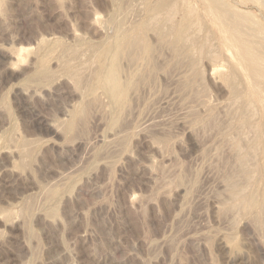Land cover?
<instances>
[{"label": "rangeland", "instance_id": "obj_1", "mask_svg": "<svg viewBox=\"0 0 264 264\" xmlns=\"http://www.w3.org/2000/svg\"><path fill=\"white\" fill-rule=\"evenodd\" d=\"M263 46L264 0H0V264H264Z\"/></svg>", "mask_w": 264, "mask_h": 264}, {"label": "bare ground", "instance_id": "obj_2", "mask_svg": "<svg viewBox=\"0 0 264 264\" xmlns=\"http://www.w3.org/2000/svg\"><path fill=\"white\" fill-rule=\"evenodd\" d=\"M158 3H159V2H158ZM159 4H160V3H159ZM205 4H206V3H205ZM157 6H159V5H157ZM211 6H212V5H211ZM163 7H164V4H163ZM163 7H162V8H163ZM168 7L171 8L170 5H168ZM168 7H167V5H166V8H168ZM159 8H160V7H159ZM166 8H165V10H166ZM169 8H168V9H169ZM168 9H167V10H168ZM160 10H161V9H160ZM167 10H166V11H167ZM161 11H162V10H161ZM166 11H164V12L166 13ZM167 12H168V11H167ZM169 12L171 13V11H169ZM169 12H168V13H169ZM172 12H173V11H172ZM211 13H212V12H211ZM213 14H214V13H213ZM228 14H230V13H228ZM171 15H172V13H171ZM232 15H233V14H232ZM171 17H172V16H171ZM170 19H171V18H170ZM170 19H169V20H170ZM210 19H211V18H210ZM149 20H150V18H149ZM154 20H155V19H154ZM165 20H166V19H165ZM211 20H212V19H211ZM166 21H167V20H166ZM166 21H164V19H163V23H165ZM223 21H224V20H223ZM157 22H158V21H157ZM169 22H171V21H169ZM155 23H156V22H155ZM159 23H160V22H159ZM159 23H158V24H159ZM220 23H221V22H220ZM230 23H231V21H230ZM165 24H166V23H165ZM231 24L233 25V23H231ZM166 25H167V24H166ZM167 26H168V25H167ZM148 27H149V26H148ZM235 27H236V26H235ZM247 28H248V26H247ZM151 30H152V29H151ZM177 32H178V31H177ZM157 34H158V33H157ZM161 34H163V33L161 32ZM161 34H160V36L162 37ZM229 34H230V33H229ZM246 34H247V33H246ZM163 35H168V34H165V33H164ZM137 36H138V35H137ZM224 36H225V35H224ZM224 36H223V37H224ZM242 36H243V35H242ZM138 37H139V36H138ZM226 37H227V36H226ZM226 37H225V38H226ZM229 37H230V36H229ZM231 38H232V37H231ZM235 38H236V37H235ZM159 39H160V37H159ZM221 39H222V38H221ZM136 40H137V39H136ZM136 40H135V41H136ZM169 40H170V39H169ZM169 40H168V41H169ZM227 40H228V39H227ZM220 41H221V40H220ZM137 42H138V41H137ZM137 42H136V43H137ZM172 42H173V41H172ZM176 42H177V41H176ZM228 42H229V41H228ZM127 43H128V42H127ZM136 43H134V46H133V47H136V46H135ZM139 43H140V42H139ZM217 43H218V42H217ZM234 43H235V42H234ZM250 43H251V42H250ZM181 44H183V43H181ZM201 44H202V43H201ZM218 44H220V43H218ZM245 44H246V43H245ZM191 45H192V44H191ZM240 45L243 46L242 44H240ZM123 46H124V45H123ZM125 46H126V44H125ZM138 46H139V45H138ZM201 46H202V45H201ZM128 47H129V46H128ZM179 47H181V46H179ZM179 47H178V48H179ZM187 47H188V46H187ZM187 47H186V48H187ZM189 47H190V46H189ZM203 47H204V46H203ZM243 47H244V46H243ZM246 47H248V46H246ZM263 47H264V46H263ZM124 48H125V47H124ZM138 48H139V47H138ZM141 48H142V47H141ZM141 48H140V49H141ZM181 48H182V47H181ZM237 48H238V47H237ZM179 49H180V48H179ZM187 49H188V48H187ZM187 49H185V50H187ZM208 49H209V48H208ZM219 49H220V48H219ZM247 49H248V48H247ZM123 50H124V49H123ZM180 50H181V49H180ZM244 50H245V48H244ZM133 51H135V48L133 49ZM139 51H140V50H139ZM152 51H153V50H152ZM191 51H192V50H191ZM120 52H121V51H120ZM126 52L128 53V51H126ZM182 52H183V51H182ZM110 53H111V52H110ZM249 53H250V52H249ZM135 54H136V52H135ZM187 54H188V53H187ZM138 55H139V54H138ZM210 55H211V54H210ZM126 56H127V55H126ZM128 56H129V55H128ZM212 56H213V55H212ZM215 56H216V55H215ZM257 56H258V55H257ZM191 57H192V56H191ZM194 57H195V56H194ZM217 58H218V57H216V60H217ZM214 59H215V58H213V60H214ZM211 60H212V59H211ZM254 63H255V65L258 66V67H259V66H262L263 63H264V59H262V58H260V57H256V58L254 59ZM194 64H195V63H194ZM189 65H190V64H189ZM191 65H193V64H191ZM196 66H197V65H196ZM188 67H189V66H188ZM194 67H195V66H194ZM195 69H197V68H195ZM195 69H194V70H195ZM192 70H193V68H192ZM230 70H231V69H230ZM260 71H261V70H260ZM103 72H104V71H103ZM195 72H197V71H195ZM261 72H262V71H261ZM194 76H195V75H194ZM195 77H196V76H195ZM195 77H194V78H195ZM198 77H199V76H198ZM110 79L114 81V80H115L114 75H112V76L110 77ZM229 79H230V78H229ZM198 80H199V79H198ZM231 80H232V79H231ZM232 81H233V80H232ZM234 81H235V80H234ZM197 83H198V82H197ZM240 87H241V86H240ZM230 89H231V88H230ZM237 89H238V88H237ZM193 91H194V90H193ZM234 91H235V90H234ZM232 92H233V91H232ZM249 100H250V99H249ZM231 101H232V100H231ZM82 110L84 111V109H82ZM83 111H81V112L83 113ZM212 117H213V116H212ZM73 124H74V123H70V124L68 125V129H71V128L73 127ZM261 125H262V124H261ZM262 143H263V142H262ZM24 145H25V143H24ZM262 146H263V145H262ZM23 147H24V146H23ZM23 147H22L23 151L21 152V155H22L21 157L25 160L27 157L29 158V155L27 156V154H28L29 152L27 153V151H28V150L26 149L27 147L25 148L26 150H24ZM24 160H22V162L24 163L23 165L26 164V163H25L26 161L24 162ZM25 166H26V165H25ZM248 172H249V171H248ZM233 186H234V184H232V187H233ZM228 187H229V186H228ZM232 187L230 186V188H232ZM234 187H236V185H235ZM228 189H229V188H228ZM232 189H233V188H232ZM229 190H230V189H229ZM237 192H238V190H237ZM238 193H239V192H238ZM241 194H242V193H241ZM231 195H232V193H231ZM233 195H234V194H233ZM233 195H232V196H233ZM235 199H236V198H235ZM245 199H246V198H245ZM243 202H244V201H242L241 203H243ZM247 202H248V200H247ZM238 203H240V202H238ZM241 203H240V204H241ZM249 203H250V202H249ZM247 204H248V203H247ZM234 205H235V204H234ZM237 205H238V204H237ZM242 205H243V204H242ZM248 205H249V204H248ZM238 206H239V205H238ZM232 207H233V206H232ZM232 207H231V208H232ZM246 207H248V206H246ZM234 208H235V207H234ZM260 208H262V207H260ZM262 210H264V209H262ZM262 210H261V211H262ZM240 212H242V210H241ZM262 212H263V211H262ZM259 213H260V212H259ZM257 221H258V219L256 220V222H257ZM258 223H259V222H258ZM261 223H262V222H261ZM263 223H264V222H263Z\"/></svg>", "mask_w": 264, "mask_h": 264}]
</instances>
